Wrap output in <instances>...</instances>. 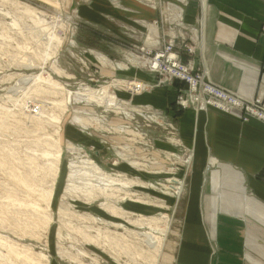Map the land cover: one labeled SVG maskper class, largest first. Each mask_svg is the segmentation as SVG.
<instances>
[{"label": "rangeland", "instance_id": "1", "mask_svg": "<svg viewBox=\"0 0 264 264\" xmlns=\"http://www.w3.org/2000/svg\"><path fill=\"white\" fill-rule=\"evenodd\" d=\"M135 1L157 17L129 22L120 0H0V264H177L195 144L180 116L230 113L167 70L205 75L202 12ZM165 225L160 255L144 233Z\"/></svg>", "mask_w": 264, "mask_h": 264}, {"label": "crops", "instance_id": "2", "mask_svg": "<svg viewBox=\"0 0 264 264\" xmlns=\"http://www.w3.org/2000/svg\"><path fill=\"white\" fill-rule=\"evenodd\" d=\"M120 1L129 22L158 15L142 2ZM216 1L206 5L204 28L194 30L206 79L264 107V0ZM100 2L101 12L113 8ZM185 9L187 21L202 12L195 0ZM100 11L93 14L103 20ZM180 118L195 144L176 263L264 264V120L213 107L185 109Z\"/></svg>", "mask_w": 264, "mask_h": 264}, {"label": "built area", "instance_id": "3", "mask_svg": "<svg viewBox=\"0 0 264 264\" xmlns=\"http://www.w3.org/2000/svg\"><path fill=\"white\" fill-rule=\"evenodd\" d=\"M170 49V46L166 48V50ZM163 54L156 55L158 61L161 57H163ZM167 70L178 78H185L193 89H196V87L199 86L206 93V95H208L205 102L206 104L211 106L214 105L220 108L223 112L230 113L242 120H247L248 116H256L264 120V108H260V100H256L252 103L244 102L233 93H230L229 91L207 80L206 75L192 76V74L187 72L185 66L178 63H173Z\"/></svg>", "mask_w": 264, "mask_h": 264}, {"label": "bare ground", "instance_id": "4", "mask_svg": "<svg viewBox=\"0 0 264 264\" xmlns=\"http://www.w3.org/2000/svg\"><path fill=\"white\" fill-rule=\"evenodd\" d=\"M183 3H187L188 0H183ZM202 2V26L204 25V16H205V8L207 5V0H201ZM60 33V32H59ZM58 34V33H57ZM139 62V61H138ZM156 64V63H155ZM161 64V63H160ZM159 67V66H158ZM208 78V77H207ZM236 94V93H235ZM241 97V96H240ZM247 100V99H246ZM198 101V100H197ZM244 101V100H243ZM245 102V101H244ZM248 103V102H247ZM211 106V105H210ZM75 130V129H74ZM189 158V157H188ZM189 162V161H188ZM188 164V163H187ZM177 181V180H175ZM178 183V182H177ZM172 184V183H171ZM176 185V184H175ZM175 185H171L170 187L174 190V192L178 195H181L182 190L184 189V183L183 182H179V185L175 186ZM133 205V204H132ZM137 208L139 209H147V206H143V205H135ZM171 219V218H170ZM167 222H170L168 219H166ZM172 221V219H171ZM166 229L169 230V228L166 227L165 225V229L164 232H162L161 235L159 236H155L153 234H147L144 233V236L147 237V241L148 243L151 245L152 248H154V250H156L160 255L162 254V247L164 246V241H165V237H166ZM174 248V247H173ZM172 251V250H171ZM173 255V254H172ZM174 259V258H173Z\"/></svg>", "mask_w": 264, "mask_h": 264}]
</instances>
